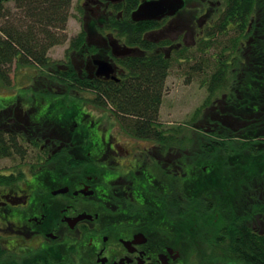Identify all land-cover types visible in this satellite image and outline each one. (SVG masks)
<instances>
[{
    "label": "flooded vegetation",
    "instance_id": "obj_1",
    "mask_svg": "<svg viewBox=\"0 0 264 264\" xmlns=\"http://www.w3.org/2000/svg\"><path fill=\"white\" fill-rule=\"evenodd\" d=\"M145 1L153 0L81 3L86 45L72 64L90 86L84 91L82 103L99 113L81 108L63 115L51 112L49 105L48 110L35 116L40 106L34 99L18 109V115L13 113L14 102L0 107L9 116L3 125L20 141L24 153L14 157L20 159L16 173L3 175L13 177V182L0 188V230L13 239L0 240L4 252L0 261L15 256L21 262L14 264H189L187 249L195 238L188 234L195 229L188 225V182L203 183L208 177L201 172L218 168L219 151L225 149L218 143L219 129H237L233 128L234 115L248 112L246 108H236L240 103L237 89L253 84L240 76L228 81L232 89L230 102L222 103L229 94L214 100L212 107H217V112L209 128L202 130L205 142L200 139L202 144L196 147L188 144L189 129H173L163 114L167 77L156 117L150 124V136H140L128 127L110 102L95 104V88L126 81L129 71L122 61L146 55L171 58L184 51L200 52L205 27L229 21V30L236 31L239 25L224 16L225 0H183V6L173 15L134 22L131 14ZM132 4L136 7L127 11ZM262 12L255 3L240 39L242 53L256 37L252 26L264 22ZM112 19L154 24L141 36L149 48L126 44L107 28ZM125 49L130 53L119 55ZM104 63L110 68H105ZM225 107H230L232 113L227 114ZM229 119L234 125L225 121ZM198 142L197 139L195 143ZM195 149L197 156L204 158L196 160V164L188 156V151ZM230 220L218 211L214 218L216 239L222 240L219 231ZM252 232L264 237V215L260 214L259 230L255 226Z\"/></svg>",
    "mask_w": 264,
    "mask_h": 264
},
{
    "label": "trees",
    "instance_id": "obj_2",
    "mask_svg": "<svg viewBox=\"0 0 264 264\" xmlns=\"http://www.w3.org/2000/svg\"><path fill=\"white\" fill-rule=\"evenodd\" d=\"M225 1L227 8L224 16L227 20L239 23L236 31L229 30V21L220 22L218 25L211 24L208 28L205 27L200 52L198 50L184 51L181 55L171 58L165 55L155 57L146 55L122 61L121 64L129 71L126 81L112 87L95 88L94 103L101 105L105 101L110 102L116 112L124 118L128 127L140 136H150V124L155 119L161 103L160 92L163 81L174 65L181 67L187 65L188 77L200 79L202 88L208 93L206 101H211V105L218 96L222 98L231 92L228 81L238 80L240 76L243 80L251 82L254 86L237 89L240 97L237 101L240 103L236 104V108L238 110L246 108L247 114L242 116L238 110L236 111L239 115L233 114L236 118L235 122L242 124L249 122V124L244 128L239 126L235 130L221 126L217 136L218 143L222 148H230L232 153H228V158H225L226 163H221V159L218 161V168L209 169L205 173L199 171L203 173V177L208 179L212 177L219 181L227 177L244 178L242 187L245 189L242 191L239 188L233 192L228 188V185L233 182L227 181L229 184L222 182L220 185L223 197H221L215 195L217 183L214 182L210 187L204 188L203 183H199L200 180L189 181L187 209L198 207L204 217L211 213L214 215L213 218L217 217L218 211H221L223 215L227 214L231 219L229 223L226 221L224 229L219 231L222 232L220 233L223 236L222 240L211 239L215 259L239 264H264V237L253 234V224L247 223L248 219L256 214L259 218L260 214L264 215V204L258 200L261 190L248 189L253 177L262 180L264 178V139H262L264 138V118H260L264 114V22L261 24L258 22L256 26H252L256 28V37L252 45L243 53L240 49V39L247 28V18L254 12L255 3L259 13L262 8L261 14L264 16V0ZM9 2L13 4V8L6 6ZM70 5L71 0H0V85L11 84L10 74L13 64L35 67L40 73L37 75L39 81L37 84L42 87L35 93L43 97L47 95L61 97L56 103L51 102L50 99H41L38 110H46L47 106L52 105L57 108L58 113L63 115L68 109L63 101L74 100L80 103L81 109L84 104L82 102H85L84 91L90 87L86 85V79L78 75L72 64V57L80 55L85 49L84 32L81 31L70 39L66 50V61L55 63L48 56L53 46L62 45L67 40L64 30ZM135 7L134 4L129 5L127 11ZM153 27L152 23H134L129 20L120 23L112 19L107 28L116 32L126 44L140 45L148 49V44L141 40V36ZM232 32L237 36H233ZM228 62L232 64L229 65ZM231 97L232 95L229 94L222 103H229ZM41 103H45L46 106ZM208 105H205V109L209 107ZM225 111L227 114L232 113L230 107H225ZM199 114L196 111L187 123L173 129L191 130ZM205 136L203 135L202 138ZM225 149L222 150L225 151ZM23 155L20 141H17L13 133L0 126V159ZM201 158L203 161L204 158ZM230 163L232 165H229ZM189 177L192 176L189 175ZM11 182L13 177L0 175V185ZM236 193L239 195L236 196ZM233 195L237 198L235 205L231 198ZM235 206L244 209L235 210L237 215L236 212L234 213ZM255 209L258 213L254 212ZM240 211L243 214H239ZM251 222L256 224L259 230L260 219L255 222L252 219ZM190 226L194 227L192 224ZM216 228L214 226V230ZM215 231L217 234L218 230ZM3 257L4 252L0 246V259Z\"/></svg>",
    "mask_w": 264,
    "mask_h": 264
},
{
    "label": "rangeland",
    "instance_id": "obj_3",
    "mask_svg": "<svg viewBox=\"0 0 264 264\" xmlns=\"http://www.w3.org/2000/svg\"><path fill=\"white\" fill-rule=\"evenodd\" d=\"M83 0H71V5L69 9V17L66 23V28L64 30V34L66 35V42L62 45H56L53 46L49 52L48 56L52 62L55 63H62L66 61V50L69 47V41L72 37H75L77 34H79L81 31L85 30V23H84V8L81 5ZM7 7L13 8V4L9 2L6 4ZM87 13V12H86ZM95 26L94 23L92 24V27ZM189 41V40H188ZM78 58L73 56L72 60H77ZM187 65L179 66L174 65L167 76L165 88L166 89V95L162 104V111L163 114L167 115L169 118V121L171 123V127H177L181 126L184 123H187L195 114L196 111L200 113L198 116L199 118L195 121V124L192 126L191 130H188L187 136L188 141L190 142L191 146L196 147L197 145H200L202 142V135L204 133L205 129L209 128V123L212 122V118L215 116V113L217 112V107L213 109L211 105V101H206L208 93L204 88H202L200 84V79L197 77H188L187 75ZM40 74L39 70L35 67L31 66H16L12 65L11 67V84L9 86H2L0 85V107L4 106L8 102L11 104L14 102V105L12 106L13 113L16 112L18 115L20 112L18 109L25 108L29 105L30 101L32 103V99L35 100L36 104L40 103L41 99H50L52 102H57L59 100V96L56 95H47L45 97L41 96L38 93L39 88H42L40 84H37L38 78L37 75ZM38 89V90H37ZM59 89V87H58ZM228 93V92H227ZM33 96V98H32ZM84 96V95H83ZM221 98L219 96L218 100ZM66 99V98H65ZM10 100V101H8ZM67 101H63V104L67 105L68 109L66 112H78L80 109V103L75 102L71 99H66ZM206 101V102H205ZM214 102V101H213ZM43 106H46L45 103H41ZM208 105L205 109V105ZM85 109V111H91L93 113H99L96 109H92L88 106V104H83L82 109ZM52 109V110H51ZM48 110V108L46 109ZM201 110V111H199ZM44 109L39 110L35 116H39L38 114L44 112ZM50 111L53 113H57L58 110L54 106L50 108ZM6 113L0 110V126H3V123L5 122ZM227 123L234 125L231 120H225ZM247 122V121H246ZM249 124V122H247ZM245 123H238L235 122V127L242 126L243 128L247 126ZM180 139V138H179ZM199 140V144L195 143L196 140ZM202 139V140H200ZM205 142V140H203ZM197 150H189L188 156L191 161H193L194 164H196L195 160H200L201 157L197 156ZM228 153L231 154L232 151L230 148L225 149V151L222 150V152L219 153V160L221 163H226V159L228 158ZM200 154V153H198ZM28 159H32V155L28 156ZM20 159L16 158H4L0 159V175H9L10 173H16V170L18 168V162ZM221 165V164H220ZM229 165H232L230 163ZM19 170V169H18ZM221 170V169H220ZM234 173V172H233ZM232 173V175H233ZM244 178L241 177H235V179L232 178H225L221 179L218 184V188L216 189L215 195H220L221 197L223 192L221 189L222 182H226V184H229L227 181L233 182V184L228 185V188H230L231 191L235 189H241L242 191L245 189L242 187V183ZM215 178H210L207 181H203L204 188L210 187L214 182L216 183ZM251 184L249 185L248 189H260L261 192L259 193V199L261 203L264 204V178L259 179L258 177H253L251 180ZM239 185V187H237ZM262 186V187H261ZM0 188H4L2 185H0ZM203 188V189H204ZM227 188V189H228ZM234 192V191H233ZM245 193V192H244ZM254 194V192L252 191ZM250 193V194H252ZM235 195V193H233ZM231 196V198L234 201V205L237 203V198L235 196ZM239 195L236 193V196ZM220 198V197H219ZM238 206V204H237ZM238 209H244L243 207H237L235 206L234 213ZM236 210V211H235ZM255 213H258L255 209ZM237 213V212H236ZM242 211H240L239 214H241ZM243 214V213H242ZM254 214V213H253ZM238 215V213H237ZM207 217V218H206ZM214 215L211 213L207 214L205 217L201 214L198 207H195L193 209H188L187 212V218H188V225H193L195 231L193 230L188 234L189 237L195 238L190 239V241H193L192 245L187 249L188 252V260L189 264H239L236 262H226L225 260H218L213 257V238L216 236V229L214 230V226H216L214 222ZM258 221L259 216L256 214L253 216V218H249L247 223L253 224L252 227H255L256 224L252 223L251 220ZM1 225V224H0ZM6 238V239H5ZM212 239V240H211ZM0 240L8 241L13 240L11 237L9 238L7 236V233L0 230ZM218 254V251L216 252ZM29 260V259H28ZM15 262H21L19 259H16L15 256H12L10 259L1 260L0 264H10Z\"/></svg>",
    "mask_w": 264,
    "mask_h": 264
},
{
    "label": "water",
    "instance_id": "obj_4",
    "mask_svg": "<svg viewBox=\"0 0 264 264\" xmlns=\"http://www.w3.org/2000/svg\"><path fill=\"white\" fill-rule=\"evenodd\" d=\"M183 6V0H153L145 1L140 4L137 9L131 14V19L134 22L157 20L164 15H173ZM129 49H125L119 55H128ZM105 68H110V65L104 63Z\"/></svg>",
    "mask_w": 264,
    "mask_h": 264
}]
</instances>
